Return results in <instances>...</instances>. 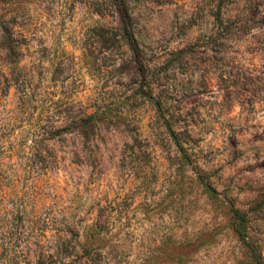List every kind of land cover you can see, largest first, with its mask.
Returning <instances> with one entry per match:
<instances>
[{
  "label": "rangeland",
  "instance_id": "374dc122",
  "mask_svg": "<svg viewBox=\"0 0 264 264\" xmlns=\"http://www.w3.org/2000/svg\"><path fill=\"white\" fill-rule=\"evenodd\" d=\"M4 1L41 93L0 104V224L22 218L27 264H264V26L215 54L203 0H126L164 120L111 0Z\"/></svg>",
  "mask_w": 264,
  "mask_h": 264
},
{
  "label": "trees",
  "instance_id": "16d2710c",
  "mask_svg": "<svg viewBox=\"0 0 264 264\" xmlns=\"http://www.w3.org/2000/svg\"><path fill=\"white\" fill-rule=\"evenodd\" d=\"M118 18V38L115 37L116 42L123 43L131 52L140 76L145 80L144 94L154 102L158 110L163 114L166 120L165 104L160 95L159 100H156V94H162L164 87L163 76L157 71H151L147 65V59L139 45L135 36L131 10L126 0H111ZM4 0H0V55H5L6 63L0 62V104L4 97V90L6 87L10 89L11 86L20 84L19 91V111H27L36 105L41 93L39 89L28 84L25 80L20 83V77L23 76L24 71L21 63L23 60L22 47L27 41L25 33L21 32L16 27V20L8 16L6 9L3 7ZM202 8L199 9V14L206 10L211 12V18L214 28L213 34L208 41L204 42V50L214 52L215 54H223L220 47L224 43L232 42V40L248 34L251 29L257 26H264V15L260 18L261 12L264 14V0H203ZM256 26V27H255ZM11 67L10 72L5 68ZM241 76V73H238ZM224 81V80H222ZM234 97L239 95L233 94ZM46 106V105H45ZM44 105L43 109H46ZM51 107L47 108L45 112L51 113ZM56 110V109H53ZM101 112V111H100ZM93 118V115H90ZM11 123L5 124L9 129ZM170 130H174V126L170 123ZM72 125V124H71ZM70 125V126H71ZM74 126V125H73ZM46 129V128H43ZM15 127L11 125L10 131H14ZM60 130V129H55ZM44 131V130H43ZM45 132H40L39 136L44 137ZM11 135H2L0 130V172H2L3 160L6 158L4 149L6 140ZM26 138V135L25 137ZM7 145V144H6ZM12 151V149H10ZM38 152V149H36ZM11 220L2 219L0 224V264H27V252L20 250L23 240L26 238L23 235L22 218L17 216V212L10 214ZM21 222V225L18 224Z\"/></svg>",
  "mask_w": 264,
  "mask_h": 264
}]
</instances>
